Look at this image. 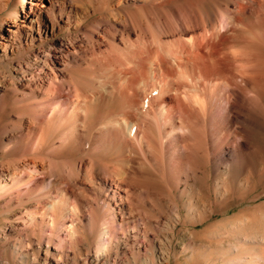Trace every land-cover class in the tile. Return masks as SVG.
I'll list each match as a JSON object with an SVG mask.
<instances>
[{
  "label": "bare ground",
  "instance_id": "obj_1",
  "mask_svg": "<svg viewBox=\"0 0 264 264\" xmlns=\"http://www.w3.org/2000/svg\"><path fill=\"white\" fill-rule=\"evenodd\" d=\"M8 4L4 50L35 43L44 55L46 38L66 37L54 67L25 81L34 100L19 125L2 129L15 127L10 134L32 158L1 173V198L24 199L23 223L39 224L50 239L58 231L62 246L86 222L104 247L122 236L139 252L138 237L152 234L158 257H168L171 240L158 235L174 234L183 205L203 222L224 210L231 191L216 179L207 189L186 187L207 170L229 173L241 159L251 172L258 157L264 0H0ZM70 144L85 147L84 156L74 165L57 161ZM139 186L157 214L136 210ZM253 242L240 251L245 264H264V234Z\"/></svg>",
  "mask_w": 264,
  "mask_h": 264
},
{
  "label": "rangeland",
  "instance_id": "obj_2",
  "mask_svg": "<svg viewBox=\"0 0 264 264\" xmlns=\"http://www.w3.org/2000/svg\"><path fill=\"white\" fill-rule=\"evenodd\" d=\"M12 11V4L0 5V42L4 41L3 36L7 33L8 27L6 23ZM93 21L94 19L90 18L86 26L90 27ZM65 37L66 34H60L55 38H46L42 48L44 55L37 52L39 45L35 43L32 46H17L12 51L10 48L4 50L0 46V176L7 167L11 169L16 163H22L25 158H32L31 155L23 152L22 142L13 139L17 133L15 127L8 128L7 132H3L2 129L6 125H19L21 119L18 117L23 115V106L34 100L33 93L24 86L25 81L32 79L33 76L36 78L39 68L47 72L49 66L54 67L52 58L54 49L56 48L59 53L58 48L61 46L59 42ZM36 54L41 58L35 59ZM42 75L44 74L39 76ZM29 124L28 122L27 125ZM10 132H13L14 136ZM258 137L259 152L258 157L252 162L251 172L247 170L246 160L241 159L229 173L211 169L204 171L201 176L198 175L195 181H190L189 187H186L188 191H191L190 188L207 189L208 185H215V179L218 183L222 181L226 183L225 187L231 189L227 200L223 202L226 207L222 212H214L203 222L194 223V219L187 215L190 206L185 203L182 209L183 222L176 225L174 234L164 232L163 229L164 231L158 235L163 237L168 234L171 240L170 253L164 259L158 257L161 254L157 252L155 244L151 241L153 236L156 238L157 235L150 234L145 241L139 236L137 241L141 243L140 251L134 250V253H131L133 243L127 244L122 236L104 247L99 242L97 232H91L86 222H82V225L77 227L71 243L62 246L56 243L58 231L53 232L50 239L47 238L49 232L42 229L39 224L26 226L23 223L25 220H21L20 215L25 206L20 204L25 201L24 199L6 203V200L0 196V264H245L248 253L243 254L240 251L254 246L253 241L264 234V131L262 135L258 134ZM84 150L83 146L81 149L70 144L61 149L56 159L74 165L84 156ZM205 174L208 179L204 178ZM146 181L151 185L149 179ZM75 186L73 188L77 191L78 187ZM85 189L87 194L94 195L89 188L85 187ZM145 189L147 187L139 186L136 190L135 197L138 198L135 200L138 203L143 202L141 207L136 208L137 211L141 209L145 212L151 207L147 193L149 191ZM140 193L143 194L137 196ZM212 208L219 207L212 204ZM151 209L152 214L154 212L157 214L154 208ZM229 219L233 222L238 220L241 225L235 227L232 223L229 226L230 224L227 223ZM153 221L155 218L150 219V222ZM161 222L164 227L168 220L164 218ZM223 223L226 225H221ZM192 233L197 236L191 237ZM128 237L131 242V238H134L133 232H130ZM150 249L153 251L150 252Z\"/></svg>",
  "mask_w": 264,
  "mask_h": 264
}]
</instances>
